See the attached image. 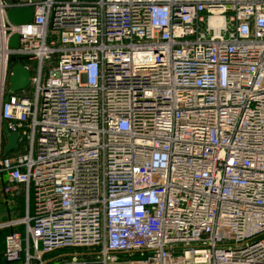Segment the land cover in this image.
<instances>
[{
  "label": "built area",
  "instance_id": "obj_1",
  "mask_svg": "<svg viewBox=\"0 0 264 264\" xmlns=\"http://www.w3.org/2000/svg\"><path fill=\"white\" fill-rule=\"evenodd\" d=\"M0 191L5 264H264V0H0Z\"/></svg>",
  "mask_w": 264,
  "mask_h": 264
},
{
  "label": "water",
  "instance_id": "obj_2",
  "mask_svg": "<svg viewBox=\"0 0 264 264\" xmlns=\"http://www.w3.org/2000/svg\"><path fill=\"white\" fill-rule=\"evenodd\" d=\"M34 9L33 7H13L8 10V17L11 22L15 24L26 23L33 18ZM19 35L15 33L11 37L10 44L12 46L18 45ZM13 73L10 76L11 88L12 90H21L29 85L30 83V72L23 66V64L18 63L13 66ZM16 141V138H15Z\"/></svg>",
  "mask_w": 264,
  "mask_h": 264
},
{
  "label": "rangeland",
  "instance_id": "obj_3",
  "mask_svg": "<svg viewBox=\"0 0 264 264\" xmlns=\"http://www.w3.org/2000/svg\"><path fill=\"white\" fill-rule=\"evenodd\" d=\"M22 147L24 148L25 144H21ZM21 190V189H20ZM22 205V200L19 198V194H17L14 198L12 197L11 194H6L2 191H0V222L4 221L8 218H12L13 213L15 212V209H19ZM6 230V229H5ZM4 229H0V264L4 263V258H3V249H4V244H3V236L5 234Z\"/></svg>",
  "mask_w": 264,
  "mask_h": 264
},
{
  "label": "trees",
  "instance_id": "obj_4",
  "mask_svg": "<svg viewBox=\"0 0 264 264\" xmlns=\"http://www.w3.org/2000/svg\"><path fill=\"white\" fill-rule=\"evenodd\" d=\"M18 62H25V58H23V57H14L13 58V63H18ZM19 198H21V200H22V205H21V207L19 209H15L14 210L15 211L13 213V216L14 217H16V216H23L25 214V203H24V199H23L22 195H19ZM1 229H4V230L6 229L5 230V234L3 236V244H4V247H5V236H6V234L8 232L12 231L15 228H13V227H6V228H1ZM3 253H4V249H3ZM3 258H4V255H3ZM3 264H5V259H4V263Z\"/></svg>",
  "mask_w": 264,
  "mask_h": 264
},
{
  "label": "bare ground",
  "instance_id": "obj_5",
  "mask_svg": "<svg viewBox=\"0 0 264 264\" xmlns=\"http://www.w3.org/2000/svg\"><path fill=\"white\" fill-rule=\"evenodd\" d=\"M15 138H16V134H10V146H14L16 144V141H15Z\"/></svg>",
  "mask_w": 264,
  "mask_h": 264
}]
</instances>
